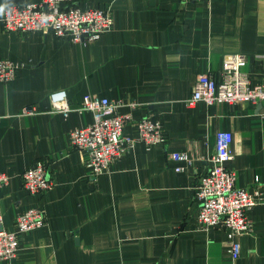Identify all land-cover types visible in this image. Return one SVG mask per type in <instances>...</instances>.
Listing matches in <instances>:
<instances>
[{
	"label": "crops",
	"instance_id": "1",
	"mask_svg": "<svg viewBox=\"0 0 264 264\" xmlns=\"http://www.w3.org/2000/svg\"><path fill=\"white\" fill-rule=\"evenodd\" d=\"M23 1L38 0H0V9ZM75 2L106 8L111 28L74 43L49 31H8L0 12V58L18 65L10 81H0V172L9 175L0 215L8 230L30 207H43L46 218L0 264H264V202L248 209L250 231L232 260L226 231L199 226L195 197L213 135L225 129L235 186L264 198V102L184 103L197 76L219 70L230 53L245 55L252 82L264 78V0ZM57 89L74 108L66 117L50 111L48 94ZM85 93L122 101L118 111L135 119L159 117L165 142H136L107 172L90 175L88 150L69 140L91 121L77 109ZM28 105L39 111L19 114ZM123 133L135 136L136 127L128 123ZM175 151L188 161L172 158ZM39 159L53 186L30 194L20 174Z\"/></svg>",
	"mask_w": 264,
	"mask_h": 264
},
{
	"label": "built area",
	"instance_id": "2",
	"mask_svg": "<svg viewBox=\"0 0 264 264\" xmlns=\"http://www.w3.org/2000/svg\"><path fill=\"white\" fill-rule=\"evenodd\" d=\"M191 1V0H182ZM8 31H49L55 36L74 43L86 44L97 40L112 26V17L106 8L79 6L75 0H38L8 2L3 7L1 17ZM246 57L240 53L225 55L217 71H207L197 76L191 93L184 100L187 107L201 101L213 103H235L237 101L264 102V78L252 82L243 69ZM17 63L0 58V81L8 82L14 77ZM50 111L59 112L64 117L74 108L70 105L64 89L53 90L48 94ZM122 101H113L105 96L85 93L81 98L83 109L91 113V121L72 129L69 140L76 149H87L85 166L90 175L107 172L113 160L134 143L145 145L164 143L166 133L162 121L152 114L135 119L128 112L120 113ZM131 107L136 103H126ZM39 110L28 105L19 114H33ZM3 115L0 114V118ZM132 123L136 127L135 136L125 135L123 128ZM213 151L208 155L209 166L195 185L198 201L197 219L202 229L220 226L228 238V254L232 260L240 252L239 237L250 231L247 211L264 198L250 193L245 188L236 187L235 172L227 166L233 157L230 144L232 133L219 129L213 135ZM172 158L188 161L187 153L175 151ZM181 170L180 166L175 168ZM23 188L30 194L50 189L53 181L46 174L45 162L37 160L20 174ZM9 175L0 172V185L6 183ZM258 177H255V182ZM45 211L41 206L30 207L19 212L14 219V228L8 230L0 215V260L14 258L20 236L45 224Z\"/></svg>",
	"mask_w": 264,
	"mask_h": 264
},
{
	"label": "clouds",
	"instance_id": "3",
	"mask_svg": "<svg viewBox=\"0 0 264 264\" xmlns=\"http://www.w3.org/2000/svg\"><path fill=\"white\" fill-rule=\"evenodd\" d=\"M3 11V9H0V12H2Z\"/></svg>",
	"mask_w": 264,
	"mask_h": 264
}]
</instances>
